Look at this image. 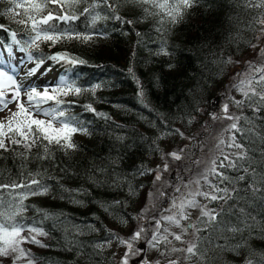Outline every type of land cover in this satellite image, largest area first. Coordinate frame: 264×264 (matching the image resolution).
Segmentation results:
<instances>
[{"label":"trees","instance_id":"16d2710c","mask_svg":"<svg viewBox=\"0 0 264 264\" xmlns=\"http://www.w3.org/2000/svg\"><path fill=\"white\" fill-rule=\"evenodd\" d=\"M92 2L86 0L74 11L79 14ZM113 2L116 14L124 20H131V24L115 20L109 15V10L101 6L96 12L105 19L94 27L90 17H82L71 25L85 34L95 32L91 42L73 40L55 47L41 45L45 55L67 51L85 61V64L74 68L68 66L67 71L58 67L61 75L75 79L77 84H100L94 97L85 93L80 97L65 98L79 105L70 112L88 127L89 134L82 133V138L73 139L77 145L75 150L64 152L53 146L50 158L46 160L39 159L44 154L42 149L34 148L27 160L17 155L24 151L23 148L0 150V184L20 183L28 179L29 173H40L50 188L47 195L30 196L25 201L28 207L24 222L42 221L41 226L47 233L43 236L45 240H41L44 245L40 244L41 251L31 252L35 264H112L113 257H106L103 250L95 246L98 240L113 232L112 225L121 226L124 221L129 222V231H135L147 223L150 213L144 216L143 223L137 219L141 210L150 203L145 191L142 192L143 186H148L147 191L152 188L156 192L157 187L168 191L171 184L168 177L156 184L153 183L154 177L146 181L143 178L150 174L137 175L138 168L151 169L150 156L158 152L156 146L165 154L184 149L182 155L188 162L194 156L197 143L189 140L183 145L178 138L173 140L175 130L180 125L191 129L194 127L191 122L201 113L208 117L213 98L218 100L221 95L228 96L225 103H229L230 113L240 115L243 112L253 119L256 135L251 137V143L248 137L241 142L251 149L249 155L257 172L254 186L264 189V183L259 182V176L264 175L261 171L264 163V115L253 113L247 107L237 109L230 99L238 92L231 87L232 83L247 71L249 62L264 66V60L259 57V49L264 48V38L256 39L261 33L254 23V18L264 19V8L246 7V0H198L178 23L172 24L160 9L150 4H135L131 0ZM9 6L8 0H0V13ZM0 24L9 31H16L17 38H21L24 26L15 23L10 16L0 15ZM162 44L167 47L169 55L158 54ZM252 44L258 47L254 50ZM0 45L6 52L13 48L20 50V46L13 45L3 30H0ZM141 91L143 97L139 94ZM235 97L237 100L243 98L241 93ZM87 103L109 119L86 112L83 105ZM228 123L226 120L219 123L217 128L223 132H217V128L209 130L210 135L215 131L210 141L207 136L201 139V133L206 135L207 131L198 130L197 139L202 142L200 153L211 151L215 154L217 138L227 133L224 128ZM117 137L123 139L118 140ZM162 143L165 147L166 143L169 145L165 151ZM173 162L168 159L169 167ZM228 174L237 175L232 170ZM129 183L133 191H129ZM252 183V180L248 181V184ZM236 187L245 189L246 185L239 182ZM0 195L9 198L7 191L0 192ZM262 195L264 193L253 194L250 191L239 193L240 201L236 206L244 207L245 212L251 214L253 219L248 223L254 225L243 234L244 239L237 236L230 241L233 246L236 243L245 245L239 255L205 244L208 251L204 264H209V261L210 264H246L247 260L252 264H264V236L261 235L264 204L259 199ZM74 199L81 203H74ZM116 201L121 203L116 204ZM155 202L158 210L169 207L163 200ZM37 209L49 213L53 219H43ZM134 223L137 224L134 226ZM89 226L96 231H90ZM77 229L82 231L78 233ZM95 232L99 234L96 239ZM216 243L223 244L224 241L217 240ZM192 262L201 264L196 259Z\"/></svg>","mask_w":264,"mask_h":264},{"label":"snow or ice","instance_id":"6c2138e0","mask_svg":"<svg viewBox=\"0 0 264 264\" xmlns=\"http://www.w3.org/2000/svg\"><path fill=\"white\" fill-rule=\"evenodd\" d=\"M85 2L86 0H8L10 6L0 13L3 16H10L15 23L24 26L20 39L17 38L16 31H9L3 24H0V30L10 36L13 45L20 46V51L26 53V59L30 64L24 76L25 82H21L15 75L0 68V112L7 110L10 113L4 119H0V150L14 151L15 147L23 148L24 151L18 152L17 155L27 160L28 154L34 148L42 149L44 154L39 159L46 160L50 158V149L53 146L64 152L75 150L77 145L73 141V136L77 133L89 134L88 127L70 112V109L79 105L73 100L64 98L80 97L85 93H91L94 97L100 84H77L75 79L61 75L56 70L57 67L67 71L68 66L74 68L85 64V61L67 51L45 55L41 45L55 47L57 44L73 40L81 43L91 42L96 35L95 32L85 34L71 25L82 17H90L94 27L98 21L105 19L96 12L101 6L109 10V15L117 21L126 24H131L132 21L124 20L116 14L113 0H93L90 5L76 14L74 10ZM131 2L141 5L150 4L160 9L170 23L176 24L198 0H171V2L170 0H162V2L131 0ZM245 6L264 8V0H255V3L253 0H246ZM147 11L145 9V12ZM16 17L23 18L16 19ZM161 23L163 24L164 21L162 20ZM254 23L259 26L261 36H257L256 39L260 40L264 38V19L254 18ZM61 24L65 27H60ZM251 47L255 50L258 45L252 44ZM158 54L167 56L170 53L162 44ZM259 57L264 60V48L259 49ZM228 62H231L230 58ZM171 67L172 65H169V68ZM52 73H55L52 76L54 81L52 85L39 88L32 84L33 79ZM237 75L241 76V74ZM231 87L243 97L239 100L235 97L230 98L237 109L243 110L247 107L253 113L264 115V66L249 62L247 71L233 82ZM139 94L143 97L142 91ZM12 104H15L14 111L9 107ZM83 108L86 112L109 119L106 114L97 112L91 103L84 104ZM210 118L213 121L230 122L224 128V132L229 133L227 140L223 138V134L217 138L215 154L209 151L206 152V160H193L194 174L187 178L182 177L181 182L171 185L168 191L157 187L155 193L149 192L150 203L140 213L141 219L150 213L149 220L141 224L130 237L125 239L110 232L103 243L95 245L97 248L110 246L112 240H116L119 245L125 247L120 264H130V259L134 257H138V260H133L132 264H153V260L146 258L144 248L137 245H146L147 248L159 252L160 258L155 259L154 264H161V259L165 264H191L194 259L204 264L208 251L204 247L205 244L239 255L245 245L236 243L233 246L230 241L237 236L244 239L243 234L254 227L248 223L253 219L251 214L246 213L244 207L236 206L240 201L239 193L241 191H250L253 194L264 193V189L254 186L257 172L254 161L249 155L251 149L246 148L241 142L245 137H248L249 143L252 142L251 137L256 135L255 125L253 119L245 116L243 112L240 115L230 113L229 103L222 105L220 114L210 113ZM175 131L179 132L178 129ZM179 134L184 135L182 132ZM117 139L122 140L123 137ZM155 150L159 151L158 146ZM182 153L184 149L179 152H168L164 157L166 162L162 168L159 165L156 170L140 167L136 174L142 176L155 172L153 183L156 184L161 181L162 174L169 170L167 159L181 161L184 158ZM229 170L237 175L235 177L229 175ZM97 171L101 170L97 169ZM261 171L264 172V163L261 164ZM249 180L253 183L248 184ZM239 182H244L246 188H237L236 184ZM259 182L264 183V175L259 176ZM128 187L129 191H133L130 183ZM3 191L9 193V198L5 199L0 195V258H11V264H18L21 260L26 261V264H35L31 251L25 249L23 245L41 244L37 237L45 236L47 233L41 226L42 221L24 222V213L28 207L25 201L30 196L47 195L50 188L44 183L40 173L35 175L29 173L28 179L20 183L0 184V192ZM259 199L261 204H264V195ZM157 200L167 202L169 207L158 210L155 202ZM73 202L81 203L75 199ZM196 209L199 210V216L197 221L193 222L191 210ZM107 210L105 208V211ZM37 212L42 214L43 219H53L47 212L39 209ZM57 222H61L59 218ZM89 230L96 231L92 226H89ZM81 231L77 229L78 233ZM25 232L29 235H24ZM202 233L208 235H201ZM189 234L193 238L186 240L185 236ZM149 235L150 238L146 239ZM261 235L264 236V230L261 231ZM217 240H223L224 243L217 244ZM177 242L180 246H177ZM246 264H252V261L247 260Z\"/></svg>","mask_w":264,"mask_h":264},{"label":"rangeland","instance_id":"374dc122","mask_svg":"<svg viewBox=\"0 0 264 264\" xmlns=\"http://www.w3.org/2000/svg\"><path fill=\"white\" fill-rule=\"evenodd\" d=\"M5 53L7 56L3 55V49L0 48V68H3L5 71H8L10 74L15 75L22 82L23 81L22 80V73L25 72L23 69L28 68L30 65L29 66L23 65V66H19L17 68H15V67L18 64V58L26 59V54L21 53L20 50L17 51L15 49H12L11 51L5 52ZM21 61L22 60H19V62H21ZM56 70L58 71V67ZM52 74L54 75L55 73H52ZM53 83H54L53 80H49V81H46L43 83H39L38 81L32 80V84L39 87V88H43L44 86L52 85ZM236 94H240V92H235L234 97L236 96ZM227 99H228V96H226V95H221V97L218 98V100H215L213 98L212 104L210 106L211 109L207 111V114L209 116L206 117L202 113L199 114V117L198 118L195 117L197 119H194V121L191 122L193 124L191 126H194L191 129H188L186 126H183V125H180L178 127L179 132H182L184 135L181 136L179 134V132L176 131L175 135H173V140L178 138L180 140L181 144H183V145L186 144L189 140H191V142L196 141V143H197L196 150H195V152H193L194 156H192L191 158L188 159V162L190 163V166H192V167L190 168L189 163L184 158L181 161H175L174 160L172 166L169 167L168 172H165L162 174L163 182H164V179H166L168 177L169 181L171 183L170 186L180 183L182 177L187 178L190 176L191 169H193V163H192L193 160H197V159H205L206 160L207 159L205 153L199 152V150L201 149L200 145L202 144V142H199L197 139L198 138L197 137L198 136V130H200L201 132L202 131L208 132L206 135L203 132L201 133V139L202 140L204 139L205 136L208 137V139H207L208 141L213 139V134L215 131H213L212 134L210 135L209 130L217 128L219 126V123L223 122V121H213L210 118V113L216 112L217 114H219L221 111L222 105L227 101ZM9 107L13 111L15 110V104L10 105ZM9 114L10 113L7 110L0 112V119H4ZM198 124L200 125L199 128L196 127V125H198ZM217 129H219L217 132H223V130L221 128H217ZM220 130H222V131H220ZM228 135L229 134H227V133H225V134L223 133V138L224 139L226 138V140H227ZM82 137H83L82 133H77L73 136V139L79 140ZM189 138H191V139H189ZM162 145H163L164 151H165L166 147H169L168 143H166V147H165V144L162 143ZM225 151H227V149H225ZM165 156H166V154L164 152L162 153V151H158L155 154H153L152 156H150L149 165H150L151 169L156 170L158 165L162 168L163 164L166 162L164 159ZM167 163H168V159H167ZM154 176H155V172L148 175L147 176L148 178L145 176L143 179L147 181V179L149 180L151 177H154ZM170 186H169V188H170ZM146 188H148L147 185L143 186L142 192L145 191V193H146L145 196H147V199L150 201L148 193L149 192L155 193V190H153L151 188L147 191ZM142 199L144 201L145 197ZM167 208H168V206H166V209ZM198 216H199V210L198 209L191 210V219L193 222H194V220L197 221ZM137 219H138L139 223H143L144 219H141L139 215H137ZM136 224L137 223H134V226ZM129 226H130L129 222L126 223L124 221L121 226L112 225L111 229H112L113 233H115L117 236H120V237L127 239L134 232V231H129ZM173 230L178 231V229H173ZM24 235H29V233L25 232ZM94 236L96 239L99 236V234H96V232H95ZM107 238H108V235L104 239H99L97 244L103 243ZM192 238L193 237L191 236V234L185 236L186 240H191ZM37 239H39L40 241L45 240V238L43 236H38ZM137 246L144 248L146 258L153 260V264H154L155 259L160 258L159 254H157V251H155L151 248H147L146 245H137ZM177 246H180L178 244V242H177ZM23 247L25 249L30 250L31 252L41 251L40 244L26 243L23 245ZM100 250L101 251L103 250L102 252L104 253V255L106 257H109V256L113 257L114 262L112 264H120V258L122 257V255L125 251V247L122 245H119L116 240H112L110 246L100 248ZM154 252H156L155 253L156 255L154 254ZM133 260H138V257H134V258L130 259V264H132ZM0 264H11V258H0ZM18 264H26V261H23V260L18 261ZM161 264H165V262L162 259H161ZM191 264H195V263L191 262Z\"/></svg>","mask_w":264,"mask_h":264},{"label":"bare ground","instance_id":"6f19581e","mask_svg":"<svg viewBox=\"0 0 264 264\" xmlns=\"http://www.w3.org/2000/svg\"><path fill=\"white\" fill-rule=\"evenodd\" d=\"M18 60H22L21 62H19V66H29L30 64L28 63L27 60H24L23 58H19ZM25 72L22 73V82H25L24 81V76H25V73L27 72L28 68H24L23 69ZM52 76L53 74H46L45 76H40L39 78H36V79H33L34 81H38L39 83H43V82H46V81H49V80H53L52 79Z\"/></svg>","mask_w":264,"mask_h":264}]
</instances>
